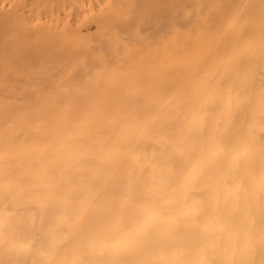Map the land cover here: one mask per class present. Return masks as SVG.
<instances>
[{
    "label": "bare ground",
    "instance_id": "6f19581e",
    "mask_svg": "<svg viewBox=\"0 0 264 264\" xmlns=\"http://www.w3.org/2000/svg\"><path fill=\"white\" fill-rule=\"evenodd\" d=\"M25 1L27 2V0ZM39 1H36L37 4ZM77 1L72 0V6L77 5L74 8H80V4H76ZM143 1L146 4L145 7L149 6L148 2L151 4L150 0H146L147 3L145 0ZM188 1L181 11L166 12L167 14L174 12L175 15L183 13L184 16L179 15L181 18H177L173 23L165 21L171 25L168 28L163 27L168 30L166 32L168 33L167 39L163 37L162 44L159 42L160 40L156 41L157 45L161 44L157 47L161 54L157 55L158 58L159 56L161 58L158 62L160 76L157 77L159 72L155 71L156 69L153 71L156 73L154 75L148 69L154 78H160L158 79L160 80L158 88L154 87V82L152 83L155 89L151 88L154 91H150V89L148 91L145 88H140V91L134 84L135 81L150 78L151 75H147L148 78H145L147 71L144 73L149 64L146 67L141 66L146 68L144 71L140 66L141 69L136 67L135 73L142 70L139 71V74L134 75L131 71L130 76L132 75L133 78L130 77V80L129 76L127 77L128 82L135 79L132 80L134 83L131 81L134 87L130 85L132 83L122 85L126 83V80L124 81L123 73L119 72L120 76L116 75V78L122 81H119L122 84H112L114 82L112 80V83L105 81L107 84L99 81L100 84H103L97 86L98 89L105 85L106 88L102 87V90H96V87L95 90H91L95 87L91 74H95L97 71H93V68L101 65L102 73H107L104 74L105 76L108 73L111 74L110 70L107 71L108 67H105L106 63L97 62L95 64V61L89 58L93 61H91L92 64L90 62L89 64L95 65L88 69V62L84 61H89V59L85 58L86 60H84L83 56L86 55L83 50L85 48H83V52L79 51L80 54L79 52L76 54L79 57L82 54L81 57L84 60L82 63L74 59V55L72 57L73 61L80 62L85 67H82L83 71L85 69L83 72L85 74H83L80 72L82 68L77 67L78 64H72L79 71L75 67L72 68H75L79 74L81 73V75L77 73L79 75L77 76L74 73L75 70L70 69L72 59H70L71 56H68L70 54L68 52L78 51L75 46L77 47L76 43L79 41L75 42L71 39L72 42H70L71 40L69 41L66 37L67 34H64V38L56 26L54 29L60 31V34L56 30L51 31L55 32V34H51L54 37L48 34L51 36V40L57 38L58 34L59 37L62 35L54 42L50 41V46L53 48L60 46V50L57 49L59 53L65 57L66 53L68 54V58L61 57L62 60L65 58L67 67L62 63L64 60L60 61L61 63L58 65L59 67L63 66V69L60 67L62 73L66 68L75 74H72L70 70L66 71L72 77H67L68 80L71 78L68 83H71L72 79L76 81L77 77L80 82V78L84 79L89 74L91 79H89L90 76L87 78L93 88L88 82H85L86 78L81 79L85 83L75 82L79 87H73L76 88L78 96L74 95L77 97L63 98L61 96L64 93L61 94V91H59L60 97L52 93L51 95L57 97H48V95L46 98L40 99H33L30 94L32 100H28H31L32 103L29 105V101L27 103L29 106L18 108L20 112L17 113L18 109H15L17 107L9 109V105H7L9 112L8 110L0 112V264H264V0ZM65 2L67 5L68 1L65 0ZM100 2L104 3V0H100ZM177 2L174 5L177 6ZM30 3L34 5L35 2L30 1ZM61 3L63 4V2ZM41 4L44 7L46 3L43 5L41 2ZM66 5L64 4L65 7H62L63 11L67 10ZM152 5L156 7L155 4L150 6ZM47 6L48 4H46V8L49 7ZM57 6L55 4L54 12L61 4ZM176 6L174 7L178 10L180 6ZM37 7L38 10L41 9L35 5L34 11L33 8L28 9L26 6L24 9L27 12L25 13L28 14V11L33 10L37 18L41 19L42 17L45 21L47 16L44 18L45 16L42 15V13L46 15L45 11L40 10V13L36 11ZM51 7L50 5L47 11L51 10V18L55 21L57 16L52 17L54 12ZM139 7H133V10L136 12ZM161 8L159 7V10L157 8V13L162 11ZM96 9L95 7L94 10ZM164 9L163 11H166L168 8ZM78 11L80 13V10ZM87 11L93 12V10ZM134 11H132L133 18H137L139 13H135L137 14L135 17ZM140 11L137 10V12ZM168 11L170 10L168 9ZM38 12L40 16L37 14ZM65 12L66 16L60 15L63 19L69 17V20H73L75 18L77 19L75 22L79 23L78 18L81 19V15H77L78 18H76L74 13H71L73 17L68 11ZM75 13L77 14V12ZM142 13L138 17L143 21L147 18L143 15V19ZM23 15L24 13L21 17ZM54 15L57 14L54 13ZM32 16L33 14L31 18H33ZM129 17H132V14ZM42 19L35 18V21L33 19L34 24L36 23L35 26L38 25V29L33 23L31 24L35 29L32 27L30 31H35L37 37V33L39 36L43 33V35H47V31L50 30L49 27H43ZM105 19L108 20V17ZM131 19L126 18L127 21H131ZM149 19L148 25L145 24ZM25 20L27 19H24L22 24ZM126 20L125 23H128ZM153 20L149 16L145 22H139L142 23L141 27L144 25L149 28L158 23L152 24ZM46 21L49 23V20ZM60 21V25L63 26V20L60 19ZM159 21L161 23V20ZM163 21V25H166ZM75 22L73 20L74 27H77ZM132 22L136 24V21L132 20ZM65 23L68 21L66 20ZM22 24L19 23V26L21 27ZM124 24L122 25L124 26ZM13 26L9 27V30ZM23 26L25 29H22L27 32L26 27L28 26L26 24ZM131 26L134 27V25ZM137 26H135V30ZM1 27L3 28V25ZM85 27L83 29L87 28ZM41 28L44 31L47 30L46 33L42 32ZM99 28L95 30L101 31L102 35L100 32L93 34H99L98 37L101 36L104 39L102 43L104 45L103 34L105 35L106 32H102L104 27ZM109 28H111V24ZM72 29L68 28L67 32L69 33ZM114 30L115 28L111 29V33ZM150 30H154L155 33L156 28L151 27ZM1 31L0 29V34H2ZM30 31L28 33H31ZM17 32L20 33L19 30ZM62 32L65 31L62 30ZM88 32H92V30ZM88 32L86 35L89 41L91 35H94ZM108 32L111 34L110 31ZM124 32L122 33L121 30V35L125 38L127 33ZM131 32L133 33V31ZM84 33L79 31V36L85 38ZM117 33L113 35L115 38L112 37L114 40L110 41L111 45L108 44L109 41L105 42L111 48H113L115 40L117 41H115V44L117 43L115 46L118 45V42H122L118 37L120 32ZM138 33L140 34V31ZM138 33H135L136 38L133 39L132 37L127 38V35L125 43H129V41L132 43L133 41L131 42L130 39H139L143 43L145 38L143 37V41L140 40L142 36L140 34L137 37ZM147 34L150 38L152 37L149 33ZM143 35L146 33L143 32ZM162 35L164 36V34ZM8 36L10 35L8 34ZM32 36L27 40L29 43L32 41L31 43L34 45L30 43L29 46H35L37 50L41 47H44L43 50L47 48L42 44L41 39L44 36L40 38V41L33 40ZM36 36L35 38H37ZM157 36H155V40H158ZM24 40L26 39L24 38ZM101 41L96 42L95 40L94 42L99 47L102 46L99 45ZM147 41L144 43L148 48L150 47L148 44L151 45L149 42L151 40L148 41L149 43H146ZM35 42L39 43L38 48ZM81 42L82 46L86 47L84 45L86 41L81 40ZM153 42L155 41L153 40ZM4 43L6 45V41ZM48 44L46 46H49ZM70 44L72 48L69 47ZM62 45L68 46L67 49L65 50ZM89 45L87 46L90 47ZM22 46L25 47V45ZM26 46L29 47L28 44ZM79 46V48L82 47L81 44ZM102 47L106 48L107 46ZM102 47L99 48L103 50H101L102 55L105 54V50H108V54L115 56L112 57L113 59H116V55L120 54L118 47L115 48L116 50L114 49L115 51L119 50L117 53L114 51L115 54L112 53V49L109 53L110 47L104 48L105 50ZM133 47L138 56L134 49L128 48L131 49L130 54L134 52L139 58L144 53L143 57H147L146 51L140 52L141 50L136 49L137 45L135 44ZM141 47L144 48V44ZM19 48L21 47L19 46ZM19 48H17V56L13 55V52L11 55L14 57L10 55L12 61H15L16 57L19 58ZM50 48L52 47H49V50L48 48L46 51L44 50V53L50 51ZM93 48H97V45L91 49ZM152 48L154 47L152 46ZM152 48L150 52L155 55L156 52ZM31 49L28 51L24 48V51L32 52L31 55L29 53V56L35 57L36 63L39 59L42 64L45 63L43 58L48 57L49 53L48 55L45 53L46 55L43 57L44 53L41 49L42 53L40 54L36 50L35 54L36 52L38 54L34 56ZM88 49L91 51L90 48H86V50ZM4 50L0 54L5 61L6 55L4 56L3 53H6L7 49L4 48ZM24 51L21 52L24 53ZM122 51L120 55H117V58L121 56L120 58L123 59ZM123 52L126 57V50ZM39 54L42 57H39ZM55 54L57 52L54 51V55L50 54L49 57L51 55L60 57ZM89 55L87 53V56ZM90 56L93 57L94 54ZM105 56L108 59L109 56ZM53 57L52 60H49L50 62L56 60ZM8 58L6 57V59ZM21 58L23 61H27L26 57L20 56ZM120 58L118 59L119 63L116 59L115 64L111 63V65H116L117 62L120 66V62H122ZM58 60L59 58H57V63ZM126 60L127 57L121 63L122 66H127L126 63L128 64L132 58L129 62ZM27 62L24 63L27 67L32 65L35 67L38 63L41 65L40 61L34 64L30 63L29 59ZM53 62L55 64L56 61ZM57 63L56 66H51V68L56 67L55 72L60 69H58ZM43 65H41L42 68ZM103 65L105 66L103 67ZM27 67H25L26 70ZM15 68L18 71L25 69H19L18 66ZM46 68L43 69L48 73V66ZM86 68L92 70V73L87 71L86 74ZM35 69L32 73L26 71V74L27 72L33 74ZM119 69L122 70L123 67H119ZM103 70L105 71L103 72ZM115 70H118V67ZM149 71L148 74H150ZM43 72L45 73L43 70L37 71V73H41L40 79L39 77L37 79L39 81L43 79L42 82H44L45 78H50L52 86L53 77L56 74L60 76V73L56 72L54 75V72L52 75L48 74L44 77L42 76ZM140 72H143L145 77L142 78ZM100 73L97 74L99 77L102 75H99ZM11 75V81H15L14 75H12L14 79ZM35 75L37 76V74ZM35 75H30V77L37 80ZM18 76L20 77L18 78ZM18 76H15L17 86L15 85V88L11 86L12 91L9 90V96L14 93V90L17 91V94L14 93L17 95L16 97L13 94V98L16 100L19 98L18 93L22 92L20 90L25 89V93L31 90L30 86L28 87L31 78L28 77L30 79L26 85L20 80V73ZM6 77H2L4 79L2 84L6 83L5 80L10 79ZM41 77L44 78L41 79ZM99 77L95 79L100 80ZM140 77L142 80H139ZM152 79L150 78L149 81L151 82ZM56 80L62 86L59 77ZM20 82L28 87H26L27 90ZM62 83H64L63 86H71L64 82V78ZM143 83H139L140 86L141 84L143 86ZM49 84H47L48 87L51 86ZM77 84L75 85L78 86ZM84 84L86 86L88 84L91 89H88V86H83L86 89L80 88V85ZM33 85L35 86V83ZM56 85L54 87H58L57 90L63 89ZM144 86H146L145 83ZM1 89L0 93L3 94L4 91ZM8 89L10 88L8 87ZM74 89L71 86L72 92L70 89H68L70 92H64L73 95ZM78 89L81 92H77ZM82 89L83 92L85 91L86 97ZM44 90L42 89L43 93ZM47 90H45L46 94ZM38 92L41 93V91ZM53 92L55 91L53 90ZM94 92L106 95L116 94V96H101L103 95L101 93H97L99 96H95ZM43 93L37 95L43 96ZM87 93L93 95L87 96ZM130 93H142L143 96L151 93V96L125 95ZM79 94L81 96L83 94V98L79 97ZM11 100L14 104L13 99ZM11 100L8 101L10 106ZM18 100L19 103L24 101L26 104L25 100L27 99L19 98ZM12 109L16 113L10 112Z\"/></svg>",
    "mask_w": 264,
    "mask_h": 264
},
{
    "label": "rangeland",
    "instance_id": "374dc122",
    "mask_svg": "<svg viewBox=\"0 0 264 264\" xmlns=\"http://www.w3.org/2000/svg\"><path fill=\"white\" fill-rule=\"evenodd\" d=\"M8 1H9V2H8ZM28 1H29V3H27ZM30 1H31V2H35L34 5L31 4ZM36 1H39V0H27V2H26L25 0H24V1H23V0H21V1H20V0H13V1H12V0H7V1H6V0H0V3H1V4H0V29L2 30V31H1L2 34H0V37H1V38H0V41H1V42H0V43H2V44L0 45V50H1L0 53H2V51H5L4 48L7 49V50H6L7 52H6V53L4 52L3 54H4V56L6 55V57L8 58V57L12 54V52H13V55L17 56L16 53H17V50H18L17 48H19V46L23 49V50H22L21 48H19V51H20V52L18 53L19 58H17V57L14 58L15 61H16L17 63H16L15 61H12L11 56H13V55L10 56L11 59H10V58L6 59V57H5V61H4V58H2L3 56L1 57L2 54H0V72H1V74H0V83H1V84H0V89H1L2 87L5 88V89H3V88L1 89L2 91H4L3 94L0 93V99H2V100H0V107H1V108H0V112H3L4 110H8V112H9V109H10V108H14V107H17V108H15V109H18V108H21V107L29 106V105L32 103V101H31L32 98H33V99H37V98H39V99H40V98H46L48 95H49L48 97H50V96H52V97H57V96H59V97H60L62 93H64V94H62V96H61V97H63V98H64V97H77L78 94H76V90H75L76 88L74 89L73 87H79L78 84H79L80 82H81V84H83V83H85V82H86V83L88 82L89 85H90V87L93 88V87L91 86L92 83H90V80H88V78H87L88 76H90L89 79H91V75L93 76L92 79L94 78V81H93V84H94V85H93V86H95V87H94L93 89H91V88H89V85H88V84H87L88 87L86 86V84H84V85H80V86H81L80 88H83V89H84L85 87H87L88 89L95 90V88H96L97 86H99V85L101 86V85L103 84V83L100 84V82H104V83H105V81L108 82V83H110V82L112 83V81H114L112 84H114V83L116 84V83H117L116 85H118V84H122V83H120V82H122V81H120V80H118V79L116 78V75L119 77L120 74H122V73H123L122 75H124V77H125L124 81L126 80V83H124V84H122V85L130 84V83H132V82L135 80V79H131V81L133 80L132 82H131V81H130V82L127 81V80H128V78H127L128 76H129V80H130V77L133 78L132 75L130 76L131 71H132V73H134V75L137 74V73L139 74V71H142V70L144 71L146 68H143V67H146V65L148 66V64H149V67L144 71V73H146V71H147L146 77H145V75H144L143 72H140V76H141L142 78H143V77L148 78L147 75H148V76L151 75L150 78H151V79L153 78V79H152L153 81L151 80V82H150V81H149L150 78H148L147 80H142V78L140 77V79H139V78H138V79H139V80H142V81H135V83H134V82H133V83L136 84V87L138 86L136 89H139L140 91H141V89H144V88H145V90L150 89V91H151V90L154 91L153 89L158 88L157 86H158L159 83H160V80H158V79H160V78L156 79L157 77L160 76V68L158 67V65H159L158 62H160V59H161L160 56H159V58H158V56H157V55L159 54V52H160V51L157 49V47L160 46V45L162 44L161 41L164 42V38H163V37H165V39H167V34H168V33H166V32H168V30H167V29H164V28H168V27L171 26V25L167 24L168 21H169V23H170V21H171V23H173L174 20H176L177 18H181L182 16H184L183 13L176 14V15L173 14L174 12L171 13L172 15H171L170 13H169V14H167V13H168V12H172L173 10H174L175 12H176V11H181L182 9H184V6L189 2L188 0H176V1H175V0H162V1L157 0V3L159 2V3H158L159 5H158V4L156 3V0H153L154 3H153L152 0H150V1H151V4H155V6L158 8V10H159V7H162V8H163V9L161 8L162 11H159V12H162V13H159V12L157 13V11H158L157 8H156V7H153L154 5L150 6V5H151L150 2L147 3V1H149V0H147V1L145 0L146 3H147V5H149V6H147V7H145L146 4H144V1H143V0H139V3H138V0H137V1H136V0H104V3L100 2V0H99V1H98V0H94V1H93V0H88V1H85V0H80V1H79V0H78V1H77V0H74V1H77V2H78V3H76V4H78V5L80 4V8H79V7H78V8H74V7H77V5L74 4V5H76V6H72V5H73V4H71V3H73L72 0H66V1H68V2H67V5H66L65 0H49V2H48V0H46V1H44V2H45L46 4H48V6H49V7L47 6L48 8H46V4H45L43 1L40 0V1L38 2L40 5L37 4ZM57 1H59V2H57ZM95 1H96L97 3H96ZM101 1H103V0H101ZM135 1H136V3H135ZM177 1H178V2H177ZM191 1L193 2L194 0H191ZM191 1H190V2H191ZM18 2H19V3H18ZM20 2H21V3H20ZM41 2L43 3V5L45 4L44 7L42 6ZM47 2H48V3H47ZM50 2H51V3H50ZM55 2H56V3H55ZM61 2H63V4H62ZM86 2H88V3L86 4ZM93 2H94V3H93ZM98 2H99V3H98ZM105 2H106V4H105ZM175 2H177V4H178L177 6L174 5ZM194 2H196V0H195ZM4 3H5V4H4ZM24 3H27L28 5H27V4H24ZM68 3H69V4H68ZM116 3H117V4H116ZM137 3H138V4H137ZM49 4L52 6L51 9L53 8V10H52L53 12H54V10H56V9H55V4H56V6H57V5L60 6V4H61L60 7H58V6H57L58 8L56 7V8H57V11H59V12H57V11L54 12V13H56L57 15H54V13H52V17H53V16H54V17L57 16V18H58V19L55 18V21H54V19L51 18V15H50V14H51V10H50V12L47 11V10L50 8V5H49ZM52 4H53V5H52ZM64 4L66 5V8H67V7L69 8V10H68V8H67V10H65V11H68V13H70V15H72L71 13H74V14L76 15V16H75L76 18H78L77 15H81V17L79 16L81 19L78 18V22H79V23H76L75 21H76L77 19L73 18V20H74V22H75V25H76L77 27H74L73 20L71 19L72 17L70 18L71 20L68 19V18H69V17H68L69 14L67 15L68 18L66 17L67 19H63V18L61 17L62 15L66 16V15H65L66 12L63 11L64 8H63V10H62V7L64 6ZM97 4H99V5H97ZM139 4H140V5H139ZM141 4H142V5H141ZM175 4H176V3H175ZM7 5H8V6H7ZM35 5H37V6H39V7L42 6V7H40V8H41L40 10H41L42 12L45 11L44 13H46V15H44V14L42 13V15L45 16L44 18H46V16H47V18L45 19V21H43L44 19H42V17H41V19H42V23H43V24H42V23H40V24H42L43 27H46V28L49 27L50 30H48V31L45 30V31H47V35H46V34H45V35L48 37V39H47V37H46L45 35H43L44 33H43V34H40V36H39V33H37V32L40 30V27H39V30L36 32L37 35H38V37L36 36L35 31H34V32H33V30L30 31L31 28L33 27V25L35 26V24H36V23L34 24L33 19H34V21H35V18L41 20L40 18H37V17L35 16V15H36V13L34 12V11H35ZM69 5H70V7H69ZM96 5H97V6H96ZM102 5H104L105 7L102 6ZM157 5H158V6H157ZM160 5H161V6H160ZM162 5H163V6H162ZM26 6L28 7V9H29V8H30V9L33 8L34 11H33V10H30V11H28V14H26L25 12H27V11L24 9ZM29 6H30V7H29ZM53 6H54V7H53ZM138 6H140V7L143 6L141 9H139L140 7L137 9L138 11H140V10H143V11L137 12L136 8H137ZM174 6H176V7L180 6V7H178L180 10H179L178 8H177L178 10H176ZM16 7H17V8H16ZM64 7H65V6H64ZM86 7H87L88 9H87ZM92 7H93V8H92ZM95 7H96L98 10H97V9L94 10ZM100 7H101V8H100ZM133 7H136V8H134V9L136 10V12L133 10ZM148 7H150V8L147 9ZM151 7H152V8H151ZM169 7H171V8H169ZM60 8H61V10H60ZM153 8H155V9H153ZM164 8H168L170 11H168V9H166V11H163V10H165ZM21 9H22V10H21ZM28 9H27V10H28ZM38 9H39V8L37 7V10H36V11H39V12H40V10H38ZM43 9H45V10H43ZM58 9H59V10H58ZM82 9H83V11H82ZM85 9H86V10H85ZM124 9H125V10H124ZM146 9H147V10H146ZM150 9H153V10H152V11H149ZM20 10H21V11H20ZM78 10H80V13H79ZM87 10H93V12H92L93 14L91 13V11L88 12ZM100 10H101V11H100ZM155 10H156V11H155ZM22 11H23V12H22ZM62 11L64 12V14L62 13ZM84 11H85V12H84ZM86 11H87V14H86ZM132 11H134V14H135V13H137V14L139 13L138 16H140V13L143 12V13H142V16H143V15L146 16L147 19H148L149 16H150L151 20H153V19L158 20V21H154V20H153V21L151 22L152 24H154V23L156 24V23L158 22L155 26H153L151 23H150V24H151L152 26L149 25V26H150V27H149L150 29H151V27H152V28H156L157 31L155 30V33H154V32H153L154 30L151 31L147 26H144V25H143L145 29L143 28V26L141 27V24H142L143 21L145 20V19H144V16H143V19H144L143 21H142V18H139L138 16H137V18H133L134 15H133V12H132ZM154 11H155V12H154ZM19 12H20V13H19ZM21 12H22V14L24 13V15H26V17H24V15L21 17V15H22ZM31 12H32V13H31ZM39 12H38L37 14L40 16V13H41V12H40V13H39ZM75 12H77V14H76ZM149 12H151V13H149ZM164 12H165V13L167 12V13H166V14H163ZM30 13H31V14H30ZM47 13H48V14H47ZM98 13H99V14H98ZM176 13H177V12H176ZM32 14H33V16H32L33 18H31V15H32ZM34 14H35V15H34ZM131 14H132V17H129ZM137 14H135V17H136ZM146 14H147V15H146ZM158 14H160V15L158 16ZM181 14H182V15H181ZM27 15H29L30 17H29V16L27 17ZM60 15H61V16H60ZM84 15H85V16H84ZM98 15H99V16H98ZM179 15H180L181 17H180ZM64 16H63V17H64ZM72 16H73V15H72ZM86 16H87V17H86ZM93 16H94V18H93ZM95 16H96V17H95ZM106 16L108 17V20L110 19V21H109L110 23L108 22L107 19H105V18H107ZM142 16H141V17H142ZM73 17H74V16H73ZM85 17H86V18H85ZM114 17H116V18H114ZM117 17H118V18H117ZM119 17H120V19H119ZM122 17H123V18H122ZM153 17H154V18H153ZM162 17H164V18H166V19H164V18H162ZM10 18L13 19L14 21L11 20ZM126 18H129V19L132 18V19H131V21H127L128 19L126 20ZM22 19H23V20H22ZM24 19H27V20H25L24 24H22L23 21H24ZM60 19L63 20V21H62V25H63V26L60 25V23H61ZM83 19H84V20H83ZM98 19H99L100 21H99ZM116 19H117V20H116ZM134 19H135V20H134ZM147 19H146V20H147ZM46 20H49V23H47ZM66 20L68 21V23H65ZM125 20H126L128 23H125ZM132 20H133V21H136V24H138V25H140V26H137L134 22H132ZM146 20H145V21H146ZM159 20H161V23H160ZM163 20H164V21H163ZM167 20H168V21H167ZM3 21H4V22H3ZM58 21H59V22H58ZM70 21H72V22H70ZM82 21H83V22H82ZM106 21H107L108 23H107ZM117 21H118V22H117ZM120 21H123L125 24H124L123 22H120ZM137 21H138V22L140 21V22H142V23L139 22V23H140V24H139ZM145 21H144V22H145ZM162 21H163V22L167 21V22H165L166 25H163L164 23H162ZM36 22H38V21H36ZM54 22H55V23H54ZM89 22H90V23H89ZM131 22H132V23H131ZM148 22H150V19H149L148 21H146L145 24L148 25ZM7 23H8V24H7ZM11 23H12V25H11ZM14 23H15V24H14ZM16 23H17V24H16ZM19 23L22 24L21 27L19 26ZM32 23H33V25H31ZM46 23H47V24H46ZM63 23H64V24H63ZM82 23H83V25H82ZM121 23L124 24V26H123ZM25 24L28 26V27H26V28H27V29H26L27 32H26L25 30H23V29H25V28H24L25 26H23V25H25ZM77 24H78V25H77ZM79 24H80V25H79ZM88 24H89V25H88ZM94 24H95V25H94ZM107 24H108V26H107ZM110 24H111V28H109ZM120 24H121V25H120ZM126 24H127V25H126ZM2 25H3V28L1 27ZM4 25H7L8 27H7V26H4ZM13 25H14V26H13ZM46 25H47V26H46ZM68 25H69V26H68ZM131 25H134V27L131 26ZM11 26H13L14 29H13V27H12V28H10V30H9V27H11ZM29 26H30V28H29ZM39 26H40V25H39ZM55 26H56V28H57L58 30L61 31V34H63V37H64V34H65V35L67 34L66 37L69 39V41L72 39L73 41L76 42V40H77V41L80 42V44H81V46H82V42H81V40H82V41L85 40V41L88 42L90 45L87 44L86 42H84V45H85L86 47L82 46L81 48H79V47H80V46H79L80 44H77V43H79V42H77V43H76L77 47H76L75 45H74V46H75V48L78 49V51H75V50H73V49H72L73 51H70L71 48H72V45H71L72 43H71V44L69 45V47H71V48H69L70 50L68 49V51H70V52L66 51V52H68V53H70V54L68 55V54L64 51V52L66 53V57H65L63 54H60L59 51L57 50V49H59L60 46H59L58 48H55V47L53 48V46H50V45H51L50 41L52 42V40H53V42H54L55 39H59V38L62 36V35H61V36L59 37L60 31L58 32V30L54 29ZM85 26H86L87 28H89V29L87 30V28H86ZM97 26H98V27H97ZM116 26H119V27H116ZM127 26H128V27L130 26V28H128ZM135 26H137V29H136V30H138V31L135 30ZM35 27H36V26H35ZM37 27H38V25H37ZM37 27H36V28H37ZM59 27H60V28H59ZM70 27L73 28V29H75V30L73 31V29H72V30H70L69 33H68L67 30H68V28H70ZM84 27H85L86 29H83ZM99 27H100V28H99ZM102 27H104V28L102 29ZM113 27L115 28V30L113 31V33H111V32H112L111 29H114ZM131 27H132L133 29H132ZM163 27H164V28H163ZM5 28H6V30H5ZM16 28H17V29L19 28L18 30H19L20 33L17 32L18 30H17ZM22 28H23V29H22ZM28 28H29V30H28ZM33 28H34V27H33ZM81 28H82V29H81ZM98 28H99V29H102V32H104V31L106 32V34H105V35L103 34V36L105 37V42H108V41H109L108 44L111 45V42H110V41H112V39L115 38V37H113V35H115L117 32H118V33L120 32L119 34H118V33H117V34H118V37L120 38V41L122 40V42H121V43L118 42V45H119V46H118V45L115 46V45L117 44V43L115 44V41H116V40H115V41H114V44L112 45L113 48H111L110 45H107V43H105V42H104V45H103L102 43H103V40H104V39H102L101 36L98 37L99 34H97V35H96V34H93V33H99V32L101 33V31L97 32V31L95 30V29L98 30ZM106 28H108V29H106ZM117 28H118L119 31H118V30L116 31ZM125 28H128V29H125ZM3 29H4V30H3ZM34 29H35V28H34ZM37 29H38V28H37ZM41 29L43 30V28H41ZM44 29H45V28H44ZM77 29H78V30H77ZM109 29H110V30H109ZM131 29H132V30H131ZM142 29H143V30H142ZM159 29H161L162 32L159 31ZM22 30H23V32H22ZM42 30H41V31H42ZM52 30H54V31L56 30V32L59 33V34H58V37H59V38L57 37V35H55L57 38H55V39L52 38V40H51V36L54 37V35H51V34H52V33L55 34V32H51ZM62 30H64L65 32H62ZM86 30H87V31H86ZM91 30H92V32H88V31H91ZM121 30H122V33L124 32L123 30L126 31V32H124V33H127V34L125 35V38H124V36L121 35V34H122V33H121ZM129 30L133 31V33H132L131 31H129ZM134 30H135L137 33L140 31V34H141V36H142V38H140V40L143 41V37H144V38H145V41H147V40H148V41H149V40L152 41V42L149 41L151 45L148 44V46H150V47H148V48L145 47V45H146V44L144 43L145 41H143V43H142L141 41H139V39H137V40H132L133 38H136V34H135L136 32H135ZM10 31H11V32H10ZM29 31H30L31 33L33 32L32 34H35V35L32 36L31 33H28ZM41 31H39V32H41ZM45 31L43 30L42 32H45ZM79 31L82 32V34L85 32V33H84L85 35H86L87 32H88L89 34L92 33L94 36L91 35V37H90V39H89V41H90L91 43L87 40V39H88V38H87V35H86L85 38H83L84 36H83V37H82V36L80 37L79 35H80L81 33L79 34ZM108 31H110V33H111L112 35L109 34ZM50 32H51V33H50ZM72 32H73V33H72ZM143 32H145L147 36H148L147 33H149V34L152 36V37H151L152 39L150 38V36H148V37H149V38H148L146 35H143ZM152 32H153V34H152ZM169 32L171 33V31H169ZM7 33H8L10 36H8ZM25 33H26V34H25ZM45 33H46V32H45ZM130 33H132V36H130V35H131ZM3 34H4L5 36H4ZM24 34H25V35H24ZM29 34L34 38V39L32 38L33 40L37 39L36 41H38V40L40 41V38H42V37L44 36L43 38H44V40H46L45 43L48 44V41H49V44H48L49 46H46V44L44 43L43 38L41 39V40L43 41L42 44L45 46V48L47 47L48 50H49V47H52V48H50V51H52V52H50V51H48L47 53L45 52L47 55H48V53H49V56H50V54H53V55H54V51H55V52H57V54L60 56V57L54 56V57L56 58V60H53V61H56L55 64L57 63V58H59L58 63H57V66H58L59 63H61L65 58H68L67 55H68L69 57L71 56L70 59H72V57H73V55H74V59H76L77 61H80L81 63H82L84 60H86L87 58H88V59L91 58L93 61H95V62H94L95 64H97V62H102V63H100V64H105V63H106V66L103 65V67H104V66H105L106 68L108 67V68H107L108 70H107L106 68H105V69H106L107 71L110 70V73L112 74V75H111V74H110V75H111L112 77L109 75V73H108V75L105 76L104 74H107V73L104 72L105 70H103L104 73H102L101 65L99 66V67L101 68V70H99V69H100L99 67H97V68H99V69H97L96 67L93 68V71H94V70H95V71L97 70L98 73L101 72V73L99 74V75L102 74L101 77H99V76L97 75L98 73L96 74L97 71L95 72V74H91V73H92V70H88V69L91 68L92 66H94L95 64L91 66L90 64H92L93 61L89 59V61L87 60V61H84V62H88V67L86 66V67L88 68V69L86 68V69H87V70H86V74H87V71H88V72L91 71V73L89 72L91 75L88 74L87 77H84V79L86 78L87 81H86V80H85V82H84V81H81V79H83V77H82V78L79 79V80H80V82H79V81H78V78H79V77H77V76L81 75V73H83V72L85 71V69H84V71H83V68H85V67H84L80 62H75V60L73 61V59H72V60L70 61L71 66L68 64V65L71 67L70 69H74V70H75V68H76V66H73L72 64H74V65H77V64H78V66H77L78 68H79V67H81V68L83 67V68H82V71H81V69H80V72H81L80 74H79L78 72H76V70L79 71L78 68H76V70H75L74 73H76V75H77V76H76V77H77V80L74 81V80L72 79V82H71V83H68V81H70L72 77H71L70 75H68L69 73H67L66 71L68 70V72H69L70 69H66V68H65V69H64L65 72L63 71V73H62L61 71H62V69H63V66H60V67H62V69L58 66V69H59V68L61 69V70L59 69L58 72L56 71L57 73H60V76H58V75L56 74V72L54 71V70H57L56 67H54V66H56V65L53 64V63H54L53 61H51L52 64H51V62L49 61L50 59L52 60V57H53V56H52V55H51V57L48 56L49 58H48L47 56L45 57L46 54L44 53V50L46 51L47 48L43 50L44 47H43V48L41 47V49L43 50V51H42L41 49L37 50L35 46H29L30 43L32 42V41H31V42L29 43V40H27V38H28V39H31V38H29V37H31V36H28ZM48 34L51 35V36H48ZM72 34H73V35H72ZM74 34H75V35H74ZM108 34H109V35H108ZM133 34H135V35H133ZM138 34H139V33H138ZM140 34L137 35V37L140 36ZM162 34H164V36H163ZM12 35H13V36H12ZM95 35L97 36V38H96ZM100 35H102V33H101ZM107 35L109 36L110 40H108L109 38H107V37H108ZM127 35H128V36H127ZM154 35H155V36L158 35V36L161 37V38H159V37L157 36L158 40H155L156 37H155ZM6 36H8V37H6ZM11 36H12V37H11ZM23 36H24V37H23ZM35 36H36L37 38H35ZM70 36H71V37H70ZM88 36H89V35H88ZM126 36H127V38L132 37V39H130V40H131V42L133 41L134 43H133V42L130 43L129 40H128L129 43H128V42L125 43V39H127ZM3 37H4V38L6 37L7 39H6V38L4 39ZM18 37H19V38H18ZM63 37H62V38H63ZM73 37H74V38H73ZM112 37H113V38H112ZM2 38H3V39H2ZM21 38H22V39H21ZM24 38H25L26 40H24ZM38 38H39V39H38ZM45 38H46V39H45ZM64 38H65V37H64ZM64 38H63V39H64ZM75 38H77V39H75ZM94 38H95L96 42L102 40V41L100 42L101 44H99V45H102V46H105V45H106L108 48L110 47V51H109V53H111L112 50H113L112 53H114V51L117 49L116 47H118V49L120 50V54H121V51H122V50H123V51L126 50V52H127V53H126V57H127L126 62H129V61L131 60V58H132V60H131L128 64L126 63L127 66H122L121 63L124 62V58H126V57H125V52L122 51V54L124 55V56L122 55V56H123V59L120 58L121 56H120V57L118 56L120 59H122V60H121L122 62H120V66H119V64H117V62H116V65H114V64H115L114 61H116V59H117V61H118V59H119V58H117V55H120V54H117V55H116V59H113L112 57H113L114 55L112 56V54H108V50H105L107 47H106V48H105V47H102V46H99V47H98V44H97V43L95 44V42H94V41H95ZM116 38H117V37H116ZM119 38H118V39H119ZM162 38H163V39H162ZM9 39H10V40H9ZM68 39H67V40H68ZM78 39H79V40H78ZM72 40H71L70 42H72ZM113 40H114V39H113ZM153 40H154L155 42H153ZM159 40H160V41H159ZM3 41H4V42L6 41V45H7V46L5 45V43H4ZM63 41H65V40H63ZM69 41H66V42H69ZM118 41H119V40H118ZM148 41H147L146 43H149ZM156 41H159L161 44L159 43L160 45H157V44H156ZM22 42H25V43L23 44ZM27 42H28V43H27ZM70 42H69V43H70ZM93 42H94V44H92ZM116 42H117V41H116ZM3 43H4V44H3ZM19 43H20V44H19ZM35 43H36V46H37V48H38L39 43H38V44H37V42H35ZM58 43H60V42L58 41ZM61 43H62V42H61ZM73 43H74V42H73ZM98 43H99V42H98ZM157 43H158V42H157ZM27 44H28V46H29L30 48L26 46ZM32 44H33V43H31V45H32ZM64 44H65V42H64ZM120 44H122V45H120ZM123 44H125V45H124V47L126 48L125 50L123 49V48H124V47H123ZM134 44L137 45L136 49H140V50H141L140 52H144V51H146L145 53H146V56H147L148 58H147V57H145V58L143 57V56L145 55L144 53H142V55L139 56V58H138V57H137L138 54L136 53V50H135V48L133 47ZM143 44H144V48L141 47ZM22 45H25V47L22 46ZM33 45H34V44H33ZM43 45H42V46H43ZM52 45H53V43H52ZM55 45H56V44H55ZM59 45H60V44H59ZM65 45H67V43H66ZM65 45H62V46H64V47H65L64 49L66 50V49H67L66 47H68V46H65ZM87 45H89L90 47H88ZM91 45H93V46H94V45H97V48H98V49L101 48V47H102L103 49L105 48L104 50L107 52V54H106V52L104 51L105 54H104V52H103L104 55H102V52H101L102 49H101V50H100V49L98 50L97 48H93V49H91V48L93 47V46H91ZM2 46H3V47H2ZM5 46H6V47H5ZM8 46H9V47H8ZM40 46H41V45H40ZM138 46H139V47H138ZM146 46H147V45H146ZM152 46H153L154 48H152ZM23 47H24L26 50H28V51H30V49H31L32 47H34V48H35L34 50H33V48L31 49V50L33 51L34 56H37V54L40 52V50L44 53V56H43V57H45V58H43V62H44V59H45V63H43L44 65L41 63L42 61H41L38 57H37V58L39 59L41 65L44 66L43 68H46V67L48 66V69H49L48 73H46V70L43 69L41 65H39V63H38L39 61L37 62L38 64L36 63V61H35L36 58H35V57L29 56V53H30V52H28V51L25 50V51L28 53V54H27V53L24 51V48H23ZM26 47H27L28 49H27ZM56 47H57V46H56ZM95 47H96V46H95ZM119 47H120V48H119ZM121 47H123V48L121 49ZM161 47H162V46H161ZM39 48H40V47H39ZM75 48H74V49H75ZM83 48H85V49H83ZM86 48H90L91 51H89V49L86 50ZM115 48H116V49H115ZM128 48H132V50L134 49V52L137 54V56H136V54H134V52H132V53L130 54V52H131L130 50H131V49L129 50ZM151 48L156 52L155 55L152 54V52H150ZM82 49L84 50L86 56H87V53L90 54V55H93V54H94V56H93L94 58H93L92 56L89 55V56H87V57H86V56H83V57H84V60H82V59H83V58L81 57L82 54L80 55V57H79V55H76L77 52L82 51ZM111 49H112V50H111ZM114 49H115V50H114ZM127 49H128V50H127ZM11 50H12V51H11ZM36 50H37L38 53L36 52V54H35V51H36ZM59 50H60V49H59ZM61 50H63V49H61ZM96 50H98V53L100 52V54H101L102 56H101L100 54L96 53ZM119 50H117V51H115V52L117 53V52H119ZM147 50H148L150 53H149ZM153 50H152V51H153ZM160 50L162 51V48H160ZM21 51H24V53H22ZM102 51H103V50H102ZM158 51H159V52H158ZM8 52H9L10 54H9ZM42 52H40V54H41ZM60 52H61V51H60ZM82 52H83V51H82ZM137 52H139V50H137ZM140 52H139V53H140ZM147 52H148V53H147ZM31 53H32V52H31ZM31 53H30V55H31ZM61 53H62V52H61ZM65 53H64V54H65ZM72 53H75V54H72ZM19 54H20V55H19ZM33 54H32V55H33ZM40 54H39L38 56H39V57H42V55H40ZM57 54H55V55H57ZM71 54H72V55H71ZM79 54H80V52H79ZM97 54H98V55H97ZM114 54H115V53H114ZM127 54H128V55H127ZM75 55H76V56H75ZM96 55H97V56H96ZM99 55H100V56H99ZM105 55L109 56V57H108L109 60L105 58V57H106ZM139 55H140V54H139ZM159 55H161V54H159ZM20 56H22V57H23V56L26 57V59H27L28 62H29V59H30V60H31L30 63L33 62L34 64L36 63L37 65H36L35 67L32 65V66H33V67H32L31 64L29 63L30 65H29V64H28V65L31 66V67H27V65L24 64V63L27 62V61H26V60L23 61V60H22L23 58L20 59ZM63 56H64L65 58L62 60L61 57H63ZM95 56H96V57H95ZM104 56H105V57H104ZM129 56H130V59H129ZM131 56H132V57H131ZM13 57H14V56H13ZM54 57H53V59H55ZM114 57H115V56H114ZM141 57H142V59H140ZM149 57L152 58V59H150ZM60 58H61V59H60ZM85 58H86V59H85ZM1 59H2L3 61H2ZM38 59H37V60H38ZM41 59H42V58H41ZM6 60H7V61H6ZM8 60H10L11 63H9L10 61H8ZM32 60H33V61H32ZM46 60H47L49 63H48ZM110 60H111V62H110ZM60 61H61V62H60ZM91 61H92V62H91ZM156 61H157V62H156ZM12 62H13V63H12ZM14 62H15L16 64H15ZM28 62H27V63H28ZM89 62H90V64H89ZM108 62H109V63H108ZM136 62H137V63H136ZM5 63H6V64H5ZM62 63H63L64 65H66V67H67V64H66L65 60H64ZM67 63H68V62H67ZM111 63H114V64H112L113 67H112ZM118 63H119V61H118ZM152 63H153V64H152ZM10 64H11V65H10ZM12 64H13V65H12ZM14 64H15V65H14ZM45 64H46V67H45ZM50 64H51V65H50ZM85 64H86V63H85ZM109 64H110V65H109ZM134 64H136V65H134ZM151 64H152V65H151ZM16 65L19 67V69H20L21 67L25 66V67H27V70H26V68L24 67L25 69H24V68H21V69H24L25 72H22V71H24V70H22V71L19 70V71H18V70L15 68V67H17ZM52 65H54V66H53L54 68H51ZM61 65H62V64H61ZM79 65H80V66H79ZM86 65H87V64H86ZM89 65H90V67H89ZM98 65H99V64H98ZM133 65H134V66H133ZM150 65H151V67H150ZM39 66H40L41 69L39 68ZM49 66H50V67H49ZM139 66H140V67L143 66V67H141V68H143V69H142V70H138V72L135 73V72L137 71L136 67L139 68ZM153 66H155L156 68L153 67ZM64 67H65V66H64ZM72 67H75V68H72ZM116 67H118V70H119V71H118V70H115ZM119 67H120V68L123 67V69L120 70ZM152 67H153V68H152ZM28 68H29V70H28ZM31 68H32V70H31ZM35 68H36V69H35ZM68 68H69V67H68ZM141 68H139V69H141ZM14 69H16V70H14ZM34 69H35L34 73L36 72L35 74H37V76H36L34 73L31 74V73L33 72ZM46 69H47V68H46ZM103 69H104V68H103ZM112 69H113L114 71H113ZM148 69H149L151 72H153V71L156 69L155 71L159 72V74H157L158 76L154 78L153 75L156 74V73L153 72V73H152L153 75H152L151 72H150ZM151 69H152V70H151ZM36 70H37V71L39 70L40 72H41L42 70L45 71L46 74L43 72L44 75H42V76H44V77H46V75H48V74H49V76H50V74L52 75V73L55 72L54 75L56 74V75L59 77V80H60V81L63 82V78H64V82H65L67 85L70 84V85L72 86V89H74V90H73V92H74L73 95H72V93H71V94L68 93L69 95H68V94H65L64 91L67 92L68 89L71 90V86H70V87H69V85H68V86H65V85L63 86L64 83L61 82V84H62V86H63V87H62L60 84H58V82H57V80H56V79H58V77H57L56 75H55L54 77L52 76V77L54 78V79H53V82H52V83H53V86L51 85V79L49 78V76H47L49 79H47V78L44 79V80H46V81H44L45 83L42 82V81H43L42 78H44V77H41V79H42V80H40L41 83H42V85H41V83H39L40 81L37 79V77H39V75H40L41 73H40V74L37 73ZM111 70H112V71H111ZM134 70H135V71H134ZM26 71H30L31 73L28 74L29 72H27V74H28V76H27ZM53 71H54V72H53ZM148 71H149L150 74H148ZM21 72H22V73H21ZM70 72H71V70H70ZM119 72H120V74L118 75ZM11 73H12V75H14V78H15V79L12 77ZM19 73H20V75H21V79H20V80H22V82H23L24 84H26L27 81H28L30 78L33 80V78H32L33 75H35V76H36V79H37V80L34 79L33 81H30V80H31V79H30V80H29L30 85L27 83V84H28V87L30 86V89L32 90V92H30L31 90L29 91V89H28V91H29L30 93H29V92H28V93H25V92H26L25 89L20 90V87H18L19 90L22 91L21 93H18V94H19V98H20L21 100L27 99V100H25V101H26V104H25L24 101H23V102L20 101V103H19V100H18L19 98H17L18 101L16 100V98H13V96L15 95L14 93L17 94V91L15 92V90H14V93H13L14 95L11 93V95L9 96V94H10V91H9V90L12 91V87H11V86H14L13 88H15V87L17 86V85L15 84V83H16V77H15V76H18ZM71 73L74 74L73 72H71ZM71 73H70V74H71ZM77 73H78L79 75H78ZM132 73H131V74H132ZM4 74H5V76H4ZM65 74H66V76H63V75H65ZM83 74H85V73H83ZM141 74H142V75H141ZM1 75H3V76H1ZM10 75H11L12 79H14L15 81H11ZM30 75H32V76L30 77ZM74 75H75V74H74ZM74 75H72V76H74ZM94 75H97V76L95 77ZM143 75H144V76H143ZM6 76H8L10 79H8V77H6ZM24 76H25V78H26L27 80L24 78ZM26 76H27V77H26ZM40 76H41V75H40ZM68 76L71 77V78H69V80L67 79ZM136 76H137V75H136ZM155 76H156V75H155ZM2 77H3V78L6 77V78L9 80V81H8V80H5L6 83H7V85H5L6 83H3L4 85L2 84V81H4V79H3ZM19 77H20V76H18V78H19ZM28 77H30V78L28 79ZM52 77H51V78H52ZM97 77H99L100 80H99V79H98V80L95 79V78H97ZM102 77H103V79H102ZM104 77H105V79H104ZM108 77H110V78L108 79ZM114 77H115V78H114ZM137 77H138V76H137ZM137 77H136V78H137ZM6 78H5V79H6ZM34 78H35V77H34ZM55 78H56V79H55ZM60 78H62V79H60ZM73 78L75 79V77H73ZM106 78H107V79H106ZM121 78L123 79V76H121ZM126 78H127V79H126ZM134 78H135V76H134ZM145 78H144V79H145ZM39 79H40V77H39ZM66 79H67V80H66ZM84 79H83V80H84ZM119 79H120V78H119ZM101 80H102V81H101ZM111 80H112V81H111ZM136 80H137V79H136ZM17 81H18V79H17ZM54 81H55V85L57 84L56 87H57V86H61L60 88H63V89H61V90H57L58 87H57V88L54 87V86H55V85H54ZM60 81H59V82H60ZM66 81H67V82H66ZM97 81H98V82H97ZM99 81H100V82H99ZM119 81H120V82H119ZM124 81H123V82H124ZM144 81H146V82H144ZM18 82H19V81H18ZM22 82H20V84L23 85V86H25V88H26V87H27V86H26L27 84L24 85ZM73 82H74V83H75V82H77V83L79 82L78 84L75 83V84H77L78 86H76ZM91 82H92V81H91ZM143 82L146 84V86H144V83H143ZM153 82H154L153 85H154L155 88H154L153 85H152ZM34 83H35V86H37V85H38V86L35 87V86L33 85ZM49 83H50V84H49ZM72 83H73L74 85H73ZM133 83L130 84V85H132V86L134 87ZM139 83H143V86H144V87L142 86V84H141V86H140ZM17 84H19V83H17ZM20 84H19L18 86H20ZM47 84H49V86H50V85H51V86L48 87ZM105 84H107V83H105ZM137 84H139V85H137ZM148 84H150L151 86L148 85ZM155 84H156V85H155ZM1 85H2V86H1ZM15 85H16V86H15ZM31 85H32V87H31ZM45 85H46V86H45ZM23 86H21V87L23 88ZM33 86H34L35 88H34ZM83 86H85V87H83ZM105 86H106V85H105ZM105 86H102L103 89L106 88ZM139 86H140V87H139ZM8 87H9L10 89H8ZM28 87H27V88H28ZM102 87H99V89H101ZM151 87H152L153 89H152ZM18 88H17V89H18ZM22 88H21V89H22ZM27 88H26V90H27ZM46 88L49 89V90H50V88H51L52 90L48 91ZM54 88H55V89H54ZM60 88H59V89H60ZM67 88H68V89H67ZM140 88H141V89H140ZM17 89H16V90H17ZM42 89L47 90V94H46V91H45V90H44V93H43V92H42ZM83 89H82V92H83ZM85 89H86V88H85ZM99 89H98V87H97L96 90H99ZM134 89H135V88H134ZM53 90H54L55 92H53ZM101 90H102V89H101ZM23 91H24V92H23ZM38 91H41V93H39ZM59 91H61V94H60ZM148 91H149V90H148ZM18 92H19V91H18ZM33 92H34V93H33ZM35 92H37V93L35 94ZM49 92H50V94H49ZM56 92H57V93H56ZM68 92H70V91H68ZM71 92H72V90H71ZM77 92H81V90L78 89ZM87 92H88V91H87ZM42 93H43V96H42V95H37V94H42ZM52 93H53V94L55 93L54 95H57V96L51 95ZM58 93H59V94H58ZM83 93H84V96H85V91H84ZM97 93H101V92H96V93L94 92L93 94H95V96H99V94H97ZM1 94H2V95H1ZM28 94H29V95H28ZM30 94H31V96H33L32 98H31ZM74 94H76L77 96H75ZM93 94H92V93H91V94H88V93H87V96H88V95L92 96ZM101 94H103V95H101V96H104V95H105V96H110V95H111V96H116V94H110V95H109V94L106 95V94H104V93H101ZM134 94H136V96H138L139 93H138V94H137V93H133V94L130 93V94H125V95H126V96H131V95L135 96ZM140 94H141L142 97H144V96H151V93H148V94H144V93H143L144 96L142 95V93H140ZM140 94H139V95H140ZM22 95H23V96H22ZM63 95H64V96H63ZM71 95H72V96H71ZM79 95H80V94H79ZM3 96H4V97H3ZM16 96H17V95H15L14 97H16ZM21 96H22L23 98H22ZM29 96H30V97H29ZM152 96H153V94H152ZM8 97H12V98H8ZM25 97H27V98H25ZM79 97H82V98H83V94H82V96L80 95ZM85 97H86V96H85ZM3 98H4V101H3ZM11 99H13V101H14L13 103H14V104H12V100H11ZM28 99H31V100H28ZM9 100H11V101H10V102H11V106H10V104H9V102H8ZM1 101L5 104V106H4V104H3ZM29 101H30V102H29ZM17 102H18V103H17ZM28 102H29V103H28ZM15 103H16V104H15ZM27 103H28L29 105H27ZM1 104H2L3 107L1 106ZM7 105H9V106H8L9 109L7 108ZM18 105H19V106H18ZM23 105H24V106H23ZM5 107H6V109H5ZM21 111L24 112V110H21ZM28 111H35V110H28ZM4 112H6V111H4ZM10 112H15V113H16V111H15V110L13 111V109H12V111H10ZM18 112H20V109L17 110V113H18Z\"/></svg>",
    "mask_w": 264,
    "mask_h": 264
}]
</instances>
